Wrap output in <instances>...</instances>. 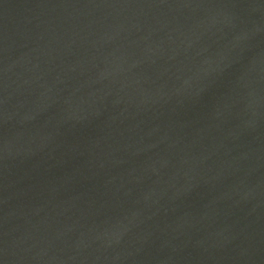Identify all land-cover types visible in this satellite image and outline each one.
<instances>
[{"label": "water", "instance_id": "obj_1", "mask_svg": "<svg viewBox=\"0 0 264 264\" xmlns=\"http://www.w3.org/2000/svg\"><path fill=\"white\" fill-rule=\"evenodd\" d=\"M0 264H264V0H0Z\"/></svg>", "mask_w": 264, "mask_h": 264}]
</instances>
